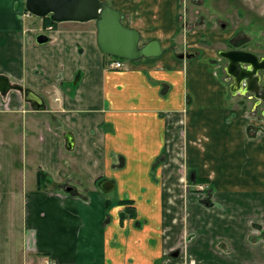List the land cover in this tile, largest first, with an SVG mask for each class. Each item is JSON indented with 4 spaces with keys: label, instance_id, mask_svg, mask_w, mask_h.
Returning a JSON list of instances; mask_svg holds the SVG:
<instances>
[{
    "label": "crops",
    "instance_id": "obj_1",
    "mask_svg": "<svg viewBox=\"0 0 264 264\" xmlns=\"http://www.w3.org/2000/svg\"><path fill=\"white\" fill-rule=\"evenodd\" d=\"M6 1L0 264H264V136L219 72V52L248 36L188 31L184 0H104L164 50L110 69L95 24L41 19L39 45L21 2Z\"/></svg>",
    "mask_w": 264,
    "mask_h": 264
},
{
    "label": "water",
    "instance_id": "obj_2",
    "mask_svg": "<svg viewBox=\"0 0 264 264\" xmlns=\"http://www.w3.org/2000/svg\"><path fill=\"white\" fill-rule=\"evenodd\" d=\"M26 10L38 18L49 17L57 24L94 22L97 31V42L101 51L111 57L130 62L160 57L164 50L159 40L142 42L140 32L127 27L120 11L104 0H25ZM50 41L48 35L41 33L36 42L45 45ZM196 53L189 51L179 55L181 59L194 58ZM219 56L227 61L226 74L231 78L230 87L233 95L254 94V98L264 103V58L245 50L232 49L219 52ZM263 73V83L261 74ZM0 88L7 93L11 87L8 80L0 78ZM26 96L33 106L44 109V101L39 95L21 86L15 87ZM66 148L73 150L75 145L71 133L65 137Z\"/></svg>",
    "mask_w": 264,
    "mask_h": 264
},
{
    "label": "rangeland",
    "instance_id": "obj_3",
    "mask_svg": "<svg viewBox=\"0 0 264 264\" xmlns=\"http://www.w3.org/2000/svg\"><path fill=\"white\" fill-rule=\"evenodd\" d=\"M19 1L23 12L27 13L25 0ZM5 3L7 5L14 3L17 6V0H7ZM184 11L188 31L214 29L221 33L225 31L223 29L228 28L225 32L230 30L241 32L240 34L248 36L244 39V42L247 43L245 50L255 51L254 53L257 52L264 57L263 0H184L183 13ZM40 21L41 18L33 15L26 16L25 19L26 25L34 27L37 35L41 33L37 28V23ZM91 24L95 23L91 22ZM124 62L129 63L128 61ZM222 65H225L224 60H222ZM249 114L251 115V113ZM66 154L68 155V152ZM31 167L32 164H28L27 170L31 171Z\"/></svg>",
    "mask_w": 264,
    "mask_h": 264
},
{
    "label": "flooded vegetation",
    "instance_id": "obj_4",
    "mask_svg": "<svg viewBox=\"0 0 264 264\" xmlns=\"http://www.w3.org/2000/svg\"><path fill=\"white\" fill-rule=\"evenodd\" d=\"M246 45H247V43H244L241 48H237V47L236 48L240 49V50H245ZM245 51H247V50H245ZM254 52H252V53H254ZM254 54L258 55L260 58H264V57L260 56L257 52L254 53ZM224 61H225V65H221V68H220L221 70L219 72L223 73V75L225 76V79L227 80V82L230 84V87H231L232 80L226 74V71H225L227 61L226 60H224ZM260 74H261V77H262L261 83H263V73H260ZM230 91H231V89H230ZM235 96H238L241 99V104L244 105V109L247 110V111L249 110V113H251L250 116L253 119L256 118V121L258 122V126L250 127L251 130L254 133L253 135L255 137L264 136V103L263 102H259L257 99H255L254 98V94H252V93H245L244 95L238 94V95H235ZM201 187H203L204 189H201ZM198 188L199 189H197V192H202V193H207L208 190L210 189L206 185H201ZM207 194H208V196H210L209 193H207Z\"/></svg>",
    "mask_w": 264,
    "mask_h": 264
},
{
    "label": "trees",
    "instance_id": "obj_5",
    "mask_svg": "<svg viewBox=\"0 0 264 264\" xmlns=\"http://www.w3.org/2000/svg\"><path fill=\"white\" fill-rule=\"evenodd\" d=\"M44 22V27L48 28L49 26H52L53 28H58L60 26V24L54 23L53 21H51V19L49 17L42 19ZM242 44H237L236 47L237 48H241ZM231 46V45H229ZM235 47V48H236ZM231 48H234L233 46ZM105 57H108L107 55H105ZM79 81V76L76 78L74 85H76ZM50 183V179L47 173H45L44 171L40 170L38 172V187L39 189H42L43 187H46L47 184Z\"/></svg>",
    "mask_w": 264,
    "mask_h": 264
},
{
    "label": "built area",
    "instance_id": "obj_6",
    "mask_svg": "<svg viewBox=\"0 0 264 264\" xmlns=\"http://www.w3.org/2000/svg\"><path fill=\"white\" fill-rule=\"evenodd\" d=\"M50 29H52V27H50ZM109 67L110 68H121L122 67V63L120 61H117V60H112L109 63ZM201 189H204V188L201 187Z\"/></svg>",
    "mask_w": 264,
    "mask_h": 264
}]
</instances>
